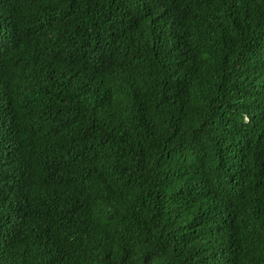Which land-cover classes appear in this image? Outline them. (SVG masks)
<instances>
[{
    "label": "trees",
    "instance_id": "trees-1",
    "mask_svg": "<svg viewBox=\"0 0 264 264\" xmlns=\"http://www.w3.org/2000/svg\"><path fill=\"white\" fill-rule=\"evenodd\" d=\"M0 264H264V0H0Z\"/></svg>",
    "mask_w": 264,
    "mask_h": 264
}]
</instances>
